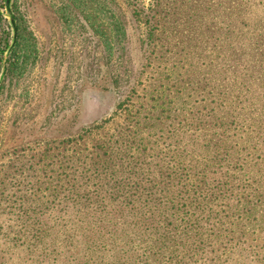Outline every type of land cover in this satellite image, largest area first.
<instances>
[{"label":"rangeland","instance_id":"rangeland-1","mask_svg":"<svg viewBox=\"0 0 264 264\" xmlns=\"http://www.w3.org/2000/svg\"><path fill=\"white\" fill-rule=\"evenodd\" d=\"M200 133H220L210 197L222 173L260 181L264 0H0V264H29L28 249L51 264H154L140 213L112 206L114 183L199 159ZM250 213L219 220L198 261L264 264V204Z\"/></svg>","mask_w":264,"mask_h":264},{"label":"trees","instance_id":"trees-1","mask_svg":"<svg viewBox=\"0 0 264 264\" xmlns=\"http://www.w3.org/2000/svg\"><path fill=\"white\" fill-rule=\"evenodd\" d=\"M200 7L199 9H204L203 6ZM196 21H201V19L198 18ZM261 33L259 30L255 32L258 36ZM19 37L20 33L17 30L16 45L19 44ZM252 45L241 44V47L235 50L247 52L249 56L256 57L260 47L251 48ZM231 55L232 53L226 54V57ZM9 61L10 59H8ZM194 68L195 81L202 80L205 82L206 79L199 77L197 74L199 67L195 64ZM235 80H238V78H232V81ZM229 103L232 104L233 102ZM211 109L215 110L213 106H210L209 110L212 111ZM226 113H228V110ZM207 115H204V118L200 116L199 120L203 122L202 119H205ZM216 117L217 119L220 118V116ZM210 127L218 129L212 124H210ZM115 133L122 143H128V141L134 139L138 141L139 146L143 141L140 135L135 137L132 134L130 135L131 138L128 139L129 133L119 130H115ZM219 134L200 133L197 141L200 142L204 153L197 160L191 158L192 161L187 164L185 163L186 160L180 159V162H177L173 169H171L172 166L167 164L162 180L146 182L140 176H135L133 179L122 177L116 179L113 188L116 192H119L117 195L119 198L112 206L119 209L135 210L140 213L136 218L143 222V232L153 242L151 247L146 249L148 261L154 264H202L198 261V257H203L208 247L207 239L215 234L213 231L219 220L230 218L233 221V213L237 212L238 218L234 224H240V222L248 220V213L251 215L250 211H258L261 204H264V200L261 199L262 194L259 193V196L255 190L257 188L259 192V189L264 186L263 173L260 175V181L256 183L249 179L239 180L236 177L222 173L224 179L218 182L217 195L215 193L212 197L208 195V190L211 188L209 179L212 172L210 168L217 163L214 160L216 157L209 156L215 152L214 148L217 151L216 154H219L218 160H221L222 149L218 144L220 139L217 137ZM207 152H209L208 155ZM221 169L225 172L232 170L234 175L236 168L234 164L228 162L221 165ZM220 172L222 171H219V174ZM171 173H174V176H170ZM225 190L231 191L234 195L227 197L222 194ZM190 193H195L196 197L193 198ZM209 199L212 203L223 200L224 209L220 207L211 208V206L208 211L201 209L200 205L207 203ZM246 207L248 208L245 209ZM226 213L232 214L226 215ZM244 229L246 228L242 225L241 236H243ZM26 255L29 256V264H45V261L47 264H51L58 261L54 259L49 263L50 259L47 260L48 257H44L43 260L40 255L31 249L26 251ZM11 264L17 263L11 261Z\"/></svg>","mask_w":264,"mask_h":264},{"label":"water","instance_id":"water-1","mask_svg":"<svg viewBox=\"0 0 264 264\" xmlns=\"http://www.w3.org/2000/svg\"><path fill=\"white\" fill-rule=\"evenodd\" d=\"M6 1V0H4ZM6 3V2H5ZM9 16V14H7ZM9 22H10V25L12 27V31H13V39H12V43L11 45L9 46L8 50L11 48V46L15 43V40H16V37H17V31H16V28H15V24L13 22V20L11 18H9Z\"/></svg>","mask_w":264,"mask_h":264}]
</instances>
